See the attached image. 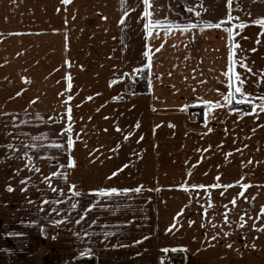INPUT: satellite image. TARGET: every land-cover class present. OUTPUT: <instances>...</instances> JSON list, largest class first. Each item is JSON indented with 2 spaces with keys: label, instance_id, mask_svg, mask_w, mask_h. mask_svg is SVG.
<instances>
[{
  "label": "crops",
  "instance_id": "crops-1",
  "mask_svg": "<svg viewBox=\"0 0 264 264\" xmlns=\"http://www.w3.org/2000/svg\"><path fill=\"white\" fill-rule=\"evenodd\" d=\"M143 8L142 0H0V264H170L172 254L174 264H264V228H253L264 223V113L241 109L238 117L220 95L228 91L225 29L240 22L234 61L244 58L251 71L240 63L234 71L247 77L245 91L264 95V30L251 23L264 17V0H231L232 21L229 0H150L152 19L221 22L167 36L163 27L145 36ZM146 50L152 88L136 93L140 72L132 70L148 63ZM198 97L224 105L204 127L196 125L197 114L205 122ZM69 124L70 153L61 131ZM101 187L142 190L91 191ZM56 197L62 203H40ZM70 203L77 208L67 211ZM179 247L186 251H162Z\"/></svg>",
  "mask_w": 264,
  "mask_h": 264
},
{
  "label": "snow or ice",
  "instance_id": "snow-or-ice-1",
  "mask_svg": "<svg viewBox=\"0 0 264 264\" xmlns=\"http://www.w3.org/2000/svg\"><path fill=\"white\" fill-rule=\"evenodd\" d=\"M65 3L68 2V0H64ZM144 8H143V13L142 15L146 18V21L143 23V28L145 30V36H153V32L152 29H157V31H159V29L161 27L164 28V35L167 36L169 34V32H171L173 29H181L182 31H187L189 29H193L196 28L198 26H202V27H217L219 28L221 26V22H217L215 24H213L212 21H207V20H200L199 23H193L191 21H187L183 24H178L174 21H169L167 19V17L163 18V19H152V12H150V0H142ZM201 7V9L203 8V5L200 4L199 5ZM238 7H240V5H237ZM188 11H193V8L191 6H186ZM231 0H229V15L226 17V19L228 21H232L233 19H239L238 17H233L231 14ZM128 14V10H125L123 15L121 16V23L124 22V16H127ZM196 16H199L200 13L196 12L195 13ZM249 15H251L249 13ZM251 23L259 25L260 28L262 30H264V17H260V18H256L251 20ZM240 28L243 29L245 27V23L244 22H240L238 24H233L232 27L226 28V32H227V39H228V44H229V52H228V68L227 71L224 72V76L227 77V87H228V91L227 93H220V95L222 96L223 100L227 102V105L230 106L229 111L230 112H236L238 117L241 114V109H238L236 107V105H246V106H250L251 107V112L250 113H244V114H252V113H264V95H260L257 97H253L252 93H249L247 91L244 90L243 85H244V81L247 79V77H244V79H241L242 74L237 73L236 71H234V67L236 63H240L241 67L247 68V70L250 72L251 69L248 68V66L244 63H241L240 61H242L244 58H240L239 60L234 61V51L232 50L235 47H238V45L233 43V28ZM146 48H148V45H145ZM157 51H159V49H157ZM252 51H255V49H252ZM143 55L145 57L148 58V63L141 65L138 68H134L133 74H136L138 72H142L144 69H151L152 67V55L149 51H144ZM264 71V70H262ZM128 75L127 73H125L123 76H121L120 78L123 79L124 76ZM149 76H152V72L149 71L148 72ZM169 75H171V73H169ZM155 78L159 79V76L157 75ZM115 81H112V83H114ZM148 88L151 89L152 88V84H151V80H149L148 82ZM219 91V90H217ZM17 95H19V93H17ZM68 99L71 100L72 97L69 95ZM90 99V98H89ZM198 103L202 104L204 106V116H205V123H207V121L209 119H211V115L210 113L212 112L213 109L215 108H220V107H224V105H222L219 101H212L209 99H205V98H197ZM233 101H235V104H233ZM183 107H187V105H184ZM68 111L70 112L71 109H68ZM0 115H5L4 113H0ZM12 119L14 120L15 117L13 116ZM69 121L72 120V117L69 115L68 117ZM55 122V121H53ZM20 124H24L27 123V121L25 120H20L19 121ZM138 127V125H137ZM119 130V129H117ZM209 131H211L212 129L209 128ZM62 132H67L68 133V137H67V141H66V150L70 153V150L73 148V136H72V128H71V124L68 125V127L66 129H61ZM44 135V134H41ZM78 135V134H77ZM130 135V133H129ZM36 139H38V137H32V140L35 141ZM125 139H127V136H125ZM54 146L57 149H64V145L63 144H56L55 142H53ZM6 147L8 148H12L13 145L12 144H8L6 145ZM26 147H32V148H36L39 147V145L33 143L31 145H27ZM246 147V146H245ZM23 156L25 158H27L28 160H31V157H29L28 152L25 151L23 153ZM74 166V159L73 157L69 154L67 157V167H73ZM31 171H39V168L33 167L31 169ZM120 171V169H117V171H114L111 175L115 176L117 175V172ZM58 173L57 172H52L50 175L51 176H56ZM59 175L63 178L64 174L63 173H59ZM28 180L29 178L25 177L23 178L20 183H24L25 184V188L21 189L22 191H25L27 186H28ZM43 180L45 183L48 184L49 186V190L53 191V192H57L59 191V189H57L56 187H54L52 185V181L48 176L43 177ZM218 185H212V187H217ZM249 185L248 184H243L242 187L243 188H247ZM193 187H198V188H204L205 185L200 184V185H193ZM75 189V185H72L68 188V192L71 193L73 196H80L81 193L79 191H74ZM7 191L11 192L13 189L11 186H8ZM141 188H136V189H128V188H116V187H109V188H98V189H94L91 190L92 192L95 193V195L97 196H111L113 194H117V193H127L129 191H136L139 192L141 191ZM31 202V201H29ZM41 204L44 205H56V204H60L62 203V201L60 200L59 197H56L55 199L52 200H41L40 201ZM233 204H235V199H233L232 201ZM92 207V205L88 206V209H85V211L90 210ZM77 208V204L76 203H70L69 208L67 209V211H71L72 209ZM53 212H56L57 210L55 208L51 209ZM63 209H61L62 211ZM227 206H225V214H224V223H227L229 225V227L231 228L232 222L228 220V216H227ZM260 213H264V206H261V208L259 209ZM84 219V216L81 215L79 217V219L76 221L77 223H79L81 220ZM244 216L241 215L240 220H243ZM261 217L259 215L256 216V220H260ZM50 222L52 224L55 225H59L61 223L60 219H51ZM92 223H95V221L93 220ZM191 223V222H190ZM203 226V225H202ZM236 227L238 228H242L243 224L237 223ZM253 228H256L257 231H259L261 228H264V223H262L260 225V228L256 227L255 222L253 223ZM41 234L43 235L44 230L41 229ZM221 231L223 232V235L225 237H227L229 235L228 231H223V229H221ZM88 234V233H86ZM104 235H110V233H104ZM136 243H138L139 241H135ZM117 246H122V245H112V247H117ZM227 247H231V245H226ZM252 247H255L254 245ZM163 252L167 253L169 251L172 252H176V251H186L185 248L183 247H179V248H164L162 249ZM90 250L86 249L84 252H81L80 255L81 256H85L86 254H89ZM164 259V258H162Z\"/></svg>",
  "mask_w": 264,
  "mask_h": 264
},
{
  "label": "trees",
  "instance_id": "trees-1",
  "mask_svg": "<svg viewBox=\"0 0 264 264\" xmlns=\"http://www.w3.org/2000/svg\"><path fill=\"white\" fill-rule=\"evenodd\" d=\"M136 83V87L134 89V92L141 93V92H147L148 91V72L146 69H144L142 72L139 73L138 78H134L133 80ZM238 109H243L246 111H249L251 109L250 106L246 105H236ZM80 264H94L93 259H82L79 260Z\"/></svg>",
  "mask_w": 264,
  "mask_h": 264
},
{
  "label": "built area",
  "instance_id": "built-area-1",
  "mask_svg": "<svg viewBox=\"0 0 264 264\" xmlns=\"http://www.w3.org/2000/svg\"><path fill=\"white\" fill-rule=\"evenodd\" d=\"M196 118H197V124L196 125L198 127H204L205 126V122L202 119L201 115L197 114ZM52 235L53 234H52L51 230H48V237H50ZM167 259H168V263H170V264H174L175 262H179L180 261V258L177 255H175V254L169 255Z\"/></svg>",
  "mask_w": 264,
  "mask_h": 264
},
{
  "label": "rangeland",
  "instance_id": "rangeland-1",
  "mask_svg": "<svg viewBox=\"0 0 264 264\" xmlns=\"http://www.w3.org/2000/svg\"><path fill=\"white\" fill-rule=\"evenodd\" d=\"M52 234H53V233H52ZM49 238H50V239H52V238H53V235H52V236H50Z\"/></svg>",
  "mask_w": 264,
  "mask_h": 264
}]
</instances>
